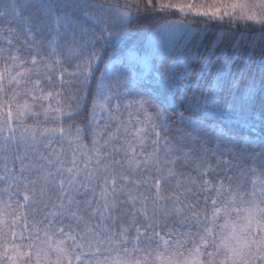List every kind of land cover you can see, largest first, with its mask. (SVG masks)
I'll list each match as a JSON object with an SVG mask.
<instances>
[{"label": "snow or ice", "instance_id": "1", "mask_svg": "<svg viewBox=\"0 0 264 264\" xmlns=\"http://www.w3.org/2000/svg\"><path fill=\"white\" fill-rule=\"evenodd\" d=\"M201 23L264 0H0V264H264V60L188 96Z\"/></svg>", "mask_w": 264, "mask_h": 264}, {"label": "trees", "instance_id": "2", "mask_svg": "<svg viewBox=\"0 0 264 264\" xmlns=\"http://www.w3.org/2000/svg\"><path fill=\"white\" fill-rule=\"evenodd\" d=\"M197 3L200 0H196ZM211 2V0H207ZM122 3V1H121ZM174 19L175 17H170ZM160 23L158 19H141L134 25V31L131 35V39L138 44L147 46L152 40L153 36L151 30ZM198 28L207 27V31L201 33L193 41L196 46L197 52L191 64L182 65L178 69V74L182 77L181 86L187 90V95L191 96L193 92H198L205 86L207 79V73L201 72V65L204 63L203 57L207 54L206 49L213 45L215 42L216 57L220 61L226 55H229L233 51L234 45H239L236 50V60L233 65V71L236 67H243L245 64L249 65L252 70H258L261 61L264 60V36L260 34V30L255 27H245L243 25L235 26V30H230L228 25H212L206 26L203 23L197 25ZM136 28L139 30L137 31ZM222 35V38L218 36ZM191 48L192 45H189ZM219 65L214 61L212 65L208 66V72H214ZM198 73L200 76L198 77ZM151 83V80L146 81ZM179 95V93H177ZM87 108H90V98L86 106V110L83 112L75 122L84 123L88 118Z\"/></svg>", "mask_w": 264, "mask_h": 264}, {"label": "rangeland", "instance_id": "3", "mask_svg": "<svg viewBox=\"0 0 264 264\" xmlns=\"http://www.w3.org/2000/svg\"><path fill=\"white\" fill-rule=\"evenodd\" d=\"M153 45H155L156 47L160 49L166 48L167 47V37L161 36L158 40L152 38V40L148 44V47H152Z\"/></svg>", "mask_w": 264, "mask_h": 264}]
</instances>
